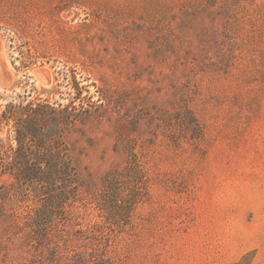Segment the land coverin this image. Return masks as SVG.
<instances>
[{
	"label": "rangeland",
	"instance_id": "1",
	"mask_svg": "<svg viewBox=\"0 0 264 264\" xmlns=\"http://www.w3.org/2000/svg\"><path fill=\"white\" fill-rule=\"evenodd\" d=\"M8 103L75 195L0 175V264H264V0H0Z\"/></svg>",
	"mask_w": 264,
	"mask_h": 264
},
{
	"label": "trees",
	"instance_id": "2",
	"mask_svg": "<svg viewBox=\"0 0 264 264\" xmlns=\"http://www.w3.org/2000/svg\"><path fill=\"white\" fill-rule=\"evenodd\" d=\"M54 116L56 110L51 109ZM47 117L44 109L32 103L0 104V134L6 130L5 140L0 137V175H12L25 181L42 182L50 191L53 200L60 202L63 208L75 195L73 185L58 189V182L73 184L75 168L69 152L56 146V142L43 146V154L33 155L34 141L51 138L58 134L59 124L55 123L49 130L42 129L39 121ZM84 264V262H81Z\"/></svg>",
	"mask_w": 264,
	"mask_h": 264
}]
</instances>
